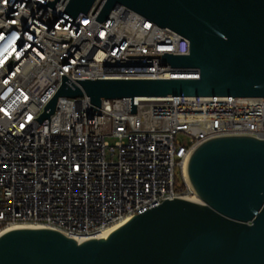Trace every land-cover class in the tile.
Masks as SVG:
<instances>
[{"label":"built area","instance_id":"obj_1","mask_svg":"<svg viewBox=\"0 0 264 264\" xmlns=\"http://www.w3.org/2000/svg\"><path fill=\"white\" fill-rule=\"evenodd\" d=\"M0 0V235L15 228H51L85 241L98 238L166 199L196 196L186 178L193 151L230 135L264 139V97L178 96L91 99L61 96L73 78L198 77L163 58L189 54L190 41L125 5L105 21L100 9L75 21L69 0ZM186 138V143L181 141ZM177 170L182 186H178Z\"/></svg>","mask_w":264,"mask_h":264},{"label":"water","instance_id":"obj_2","mask_svg":"<svg viewBox=\"0 0 264 264\" xmlns=\"http://www.w3.org/2000/svg\"><path fill=\"white\" fill-rule=\"evenodd\" d=\"M59 0H49L54 7ZM125 5L190 41L189 54H129L163 58L198 77L73 78L62 84L35 119L55 112L59 97L103 99L178 96L264 97V0H69L73 19L100 9L105 21ZM199 198L166 199L111 230L77 241L51 228H15L0 235V264H264V139L230 135L198 146L188 163Z\"/></svg>","mask_w":264,"mask_h":264},{"label":"bare ground","instance_id":"obj_3","mask_svg":"<svg viewBox=\"0 0 264 264\" xmlns=\"http://www.w3.org/2000/svg\"><path fill=\"white\" fill-rule=\"evenodd\" d=\"M185 175H186L187 180L189 181L188 171H187V170H186ZM189 182H190V181H189ZM190 200H193V201H199V198L195 196V197H193V198H190ZM121 224H122V223H121ZM121 224H118V225L114 226L113 228H111V229L108 230L107 232H105V233H103L102 235H100L98 238L105 237V236H106L111 230H113L114 228L118 227V226L121 225ZM27 228H28V227H27ZM76 240L79 241V242H81L80 239H76Z\"/></svg>","mask_w":264,"mask_h":264},{"label":"rangeland","instance_id":"obj_4","mask_svg":"<svg viewBox=\"0 0 264 264\" xmlns=\"http://www.w3.org/2000/svg\"><path fill=\"white\" fill-rule=\"evenodd\" d=\"M180 140L181 141L183 140V142L186 143V138L185 137H182ZM176 176H177L178 186H182V183L183 182H182V178H181V175H180V171L179 170H177V175Z\"/></svg>","mask_w":264,"mask_h":264}]
</instances>
